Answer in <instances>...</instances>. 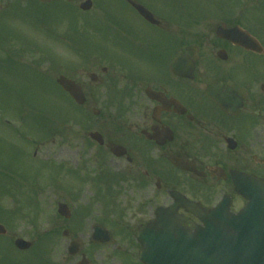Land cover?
<instances>
[{"label":"flooded vegetation","instance_id":"1","mask_svg":"<svg viewBox=\"0 0 264 264\" xmlns=\"http://www.w3.org/2000/svg\"><path fill=\"white\" fill-rule=\"evenodd\" d=\"M73 2L92 36L67 73L86 97L80 180L114 193L138 228L175 191L206 206L219 190L242 207L238 174L264 182V0L46 4Z\"/></svg>","mask_w":264,"mask_h":264},{"label":"rangeland","instance_id":"2","mask_svg":"<svg viewBox=\"0 0 264 264\" xmlns=\"http://www.w3.org/2000/svg\"><path fill=\"white\" fill-rule=\"evenodd\" d=\"M15 1L0 0V9ZM23 1L26 9L0 13V224L8 231L6 236H0V264H67L71 240L82 242L83 251L93 253L89 258L91 264H118L113 261L117 256L111 261L109 254L114 249L127 248L128 243L114 225L133 226L136 221L121 218L124 211L121 199L109 201L108 205L104 198H98V186L90 183L89 194L86 187L69 176L71 170H78L80 155H86L87 151L77 134L79 108L42 78L48 75L52 81L56 67H69L70 63L66 64L61 56L72 58L73 51L59 38L71 30L77 34L75 19L68 13L69 18H53L57 27L51 25V32L46 31L41 24L47 21L48 10L42 7L36 12L28 5L32 1ZM73 14L81 18L74 11ZM43 24L49 26L50 22ZM81 37L77 40L82 43L86 39L84 35ZM88 38L92 39L89 35ZM48 56L55 58L48 61ZM53 173L61 181L54 182ZM23 182L28 185L19 190ZM6 184V188L19 192V201L14 204L11 192L3 187ZM62 202L72 209L70 221L57 217L58 204ZM84 208H92L94 218L82 221L77 218L78 211ZM98 221L114 233L109 245L99 247L90 241L91 227ZM54 228H61L56 236H53L55 231L51 232ZM66 228L71 232L69 239L62 236ZM14 237L33 242L30 253L19 254L14 250L10 244ZM133 247L136 252L135 243Z\"/></svg>","mask_w":264,"mask_h":264},{"label":"water","instance_id":"3","mask_svg":"<svg viewBox=\"0 0 264 264\" xmlns=\"http://www.w3.org/2000/svg\"><path fill=\"white\" fill-rule=\"evenodd\" d=\"M58 83L78 103L84 101L80 88L71 81L61 77ZM239 183L238 192L250 203L238 216L232 215L229 206L223 203L206 210L186 200L178 201L175 213L160 210L157 220L139 235L141 261L144 264H264V185L244 177ZM180 207L196 215L203 226L182 228L184 220L177 214ZM60 213L69 216L65 206H61ZM5 232L0 227V234ZM94 239L105 242L110 235L98 227ZM16 245L23 250L31 246L23 240H17ZM77 250V244L69 249L71 254Z\"/></svg>","mask_w":264,"mask_h":264}]
</instances>
